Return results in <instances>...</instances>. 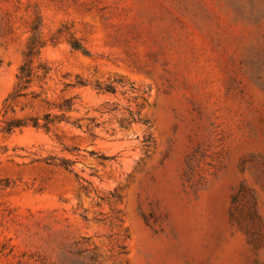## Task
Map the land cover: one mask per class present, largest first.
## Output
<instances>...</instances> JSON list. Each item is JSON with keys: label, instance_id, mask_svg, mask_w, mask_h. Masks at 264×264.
<instances>
[{"label": "rangeland", "instance_id": "rangeland-1", "mask_svg": "<svg viewBox=\"0 0 264 264\" xmlns=\"http://www.w3.org/2000/svg\"><path fill=\"white\" fill-rule=\"evenodd\" d=\"M0 264H264V0H0Z\"/></svg>", "mask_w": 264, "mask_h": 264}, {"label": "trees", "instance_id": "trees-1", "mask_svg": "<svg viewBox=\"0 0 264 264\" xmlns=\"http://www.w3.org/2000/svg\"><path fill=\"white\" fill-rule=\"evenodd\" d=\"M34 56H35L34 49H32V47L30 46L29 51L26 53L24 62L19 68V72H18V75H17V79H18L17 83H16V85L14 87V90L12 91L10 96L8 97V100L9 99H14V98L20 96L21 95V91L24 88L25 84L30 82L31 77L33 75V71L35 69ZM38 66L41 67V68L47 69L46 66L43 63H41V62L38 64ZM98 88L100 90L103 89L101 86H98ZM44 119H45V123H43V124L40 123V120H39L38 117L37 118L33 117L31 119V122H32L33 126H35V127L45 128L46 130H49V128H50L49 124L52 122L49 119V114L45 115ZM145 122L147 123L148 121H145ZM23 124H25V123H23L20 120H17V121H15V123L13 122L11 124V128H13L14 126H16V127L17 126H21Z\"/></svg>", "mask_w": 264, "mask_h": 264}]
</instances>
